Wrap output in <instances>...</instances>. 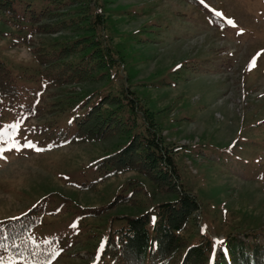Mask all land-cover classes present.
Masks as SVG:
<instances>
[{"label": "rangeland", "instance_id": "obj_1", "mask_svg": "<svg viewBox=\"0 0 264 264\" xmlns=\"http://www.w3.org/2000/svg\"><path fill=\"white\" fill-rule=\"evenodd\" d=\"M62 1L66 6L60 12L77 4ZM203 1L208 11L187 0H97L96 6L95 0L89 1L93 11L98 8L107 18L102 41L114 47L121 61L116 60L111 71L97 68L86 78L80 76L82 80L69 78L68 84L47 90L40 71H60L80 62L74 52L44 68L41 64L50 60L47 53L52 50L48 44L60 37L70 42L75 33L59 24L51 35L33 36L28 46L0 16V59L21 94L20 108L10 109L0 123V146L9 148L15 139L20 148L0 159V220L36 208L39 220L31 229L32 238L59 243L60 255L52 264H90L91 244L101 248L109 226L119 223L116 217H137L156 203L173 201L177 194L166 187L155 190L133 172L110 178L97 190L79 189L103 172L104 167L92 162L119 148L128 135L49 149V142L25 121L26 105L36 99L41 119L60 122L71 105L91 91L102 97L110 92L112 103L113 95L127 88L142 115L147 111L162 128L169 149L178 148L171 152L175 185L198 199L194 223L203 225L201 231L221 239L230 232L264 229V0ZM216 12L223 15L213 20L210 14ZM64 20L68 25L70 17ZM217 20L219 27L214 25ZM105 108L110 109L109 104ZM126 117L123 114V121ZM27 143L33 147H24ZM115 195L135 201L93 217L85 210L108 207ZM90 232L95 235L91 240Z\"/></svg>", "mask_w": 264, "mask_h": 264}, {"label": "trees", "instance_id": "obj_2", "mask_svg": "<svg viewBox=\"0 0 264 264\" xmlns=\"http://www.w3.org/2000/svg\"><path fill=\"white\" fill-rule=\"evenodd\" d=\"M89 1L77 0L76 6L65 13L60 12L66 6L62 0H0L2 20L13 26L25 45L30 44L31 38L37 34H53L59 24L75 33L70 42H65L66 39L60 41V37L48 44L52 48L47 53L51 61L41 65L46 68L50 64L52 67L53 62L65 60L74 52H78L80 62L76 66L66 64L60 71L47 68L46 72L40 71L43 89L66 85L71 81L69 78H86L97 68L98 71H111L115 66L118 59L114 56V47L102 41V35L109 27L108 20L99 12L100 9L93 11ZM187 1L198 5L194 0ZM94 4L97 5V0ZM68 17L67 25L68 21L64 19ZM41 49L37 48V51ZM37 56L40 62L44 60L41 55ZM109 94L102 97L96 95L95 90L91 91L76 100L65 120L60 122L41 119L43 112L39 100H33L32 105L28 103V109L25 108L29 110L25 117L27 125L49 142L50 149L104 141L117 134L128 135L123 145L92 162L104 167L103 172L96 176L99 179L81 184L79 189L97 190V185L106 180L133 172L150 182L155 190L166 187L168 193L177 194L173 201L156 203L137 217H116L119 223L117 227L109 226L97 264H208L215 242L207 232L201 233L198 224L194 223V213L200 210L198 199L185 188L175 185L177 175L171 152L178 151V148L169 149L171 145L164 143L161 137L162 128L147 111L142 115L140 106L127 88L114 94L112 103L108 101ZM20 98L15 77L0 59V123L10 109L20 108ZM107 104L110 109L105 108ZM119 109H124L121 116ZM125 113L127 117L123 121ZM138 114L143 118L142 123L136 119ZM36 118L38 122L33 123ZM38 136L36 138L40 140ZM138 182L144 183L142 180ZM131 197L115 195L108 207L85 210L90 217L98 216L116 205L134 203ZM45 198L42 197V202ZM35 211L36 208H31L18 219L0 220V257L3 264L9 261L15 264H47L53 252L59 249L56 239L38 242L32 238L31 229L39 220ZM191 222L192 229H189ZM88 238L91 240L95 235L90 232ZM261 239H264V229L223 235L219 251L213 255V264H264V242ZM91 246L94 253L95 245Z\"/></svg>", "mask_w": 264, "mask_h": 264}, {"label": "snow or ice", "instance_id": "obj_3", "mask_svg": "<svg viewBox=\"0 0 264 264\" xmlns=\"http://www.w3.org/2000/svg\"><path fill=\"white\" fill-rule=\"evenodd\" d=\"M202 2H203V0H202ZM216 15L218 17H222L223 14L220 13V12H216ZM228 23L231 24V23H233V21L229 20ZM255 63H256V58L254 57L253 60H252V64L254 65ZM21 139H23V137H21ZM24 147L31 148V147H33V145L31 143H27V144L24 145ZM12 148H15L16 150H20L19 145H18V143H17V141L15 139H13L12 145L9 148H5L3 146H0V159H6V157L4 156V153L8 152V151H11ZM35 150L37 152L43 151V149H41V148H36ZM13 219H18V217H14ZM73 227H75V225H73ZM101 247H103V246H101ZM59 255H60V251L59 250L53 252L51 260L48 262V264H52V261L55 260ZM0 264H3V258L2 257H0ZM8 264H15V262L14 261H9Z\"/></svg>", "mask_w": 264, "mask_h": 264}]
</instances>
